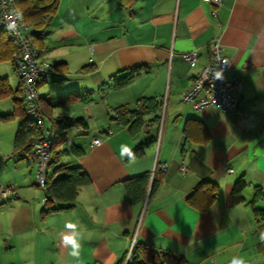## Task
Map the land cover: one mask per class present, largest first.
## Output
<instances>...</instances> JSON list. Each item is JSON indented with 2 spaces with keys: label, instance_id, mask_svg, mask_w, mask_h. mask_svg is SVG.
Returning <instances> with one entry per match:
<instances>
[{
  "label": "crops",
  "instance_id": "crops-1",
  "mask_svg": "<svg viewBox=\"0 0 264 264\" xmlns=\"http://www.w3.org/2000/svg\"><path fill=\"white\" fill-rule=\"evenodd\" d=\"M220 2L135 0L123 7L119 0H58L52 16L40 26L30 25L56 74L51 79L60 80L50 93L39 91L48 79L39 81L47 132L50 117L86 123L66 130L55 148L57 160L80 165L90 181L79 188L71 207L46 211L44 189L34 181L33 153L17 155L13 149L18 119L0 120V184L15 186L0 205V264H126L136 242H150L184 263L230 264L239 256L245 264H264L258 247L264 217L253 210L264 209V198L253 207L248 203L254 184L264 188V0ZM213 39L230 56L225 77H239V115L213 106L194 110L181 98L207 62ZM189 50L197 52L195 63L181 56ZM5 67L16 76L14 68L10 61L0 63V76L12 86ZM132 67L139 68L133 79L115 86ZM75 92L79 96L72 100L58 101ZM143 96L163 103L145 115L138 130L112 117L114 107L134 108ZM10 106L0 115L11 111L13 102ZM191 118L207 127L206 141L186 136ZM95 137L99 144L93 143ZM121 145L141 153L121 157ZM161 163L167 164L165 170ZM54 166L50 162L48 172ZM146 172L158 184L132 203L124 181ZM240 177L248 183L245 200L233 203ZM203 179L216 182L218 194L206 210H198L186 197ZM69 220L86 232L78 262L60 242Z\"/></svg>",
  "mask_w": 264,
  "mask_h": 264
},
{
  "label": "trees",
  "instance_id": "trees-1",
  "mask_svg": "<svg viewBox=\"0 0 264 264\" xmlns=\"http://www.w3.org/2000/svg\"><path fill=\"white\" fill-rule=\"evenodd\" d=\"M134 1L135 0H119V3L123 7H129ZM57 3L58 0H16V5L24 20L29 25L37 26H40L44 23V19L55 13ZM32 34H34V32H32ZM33 39L40 49V44L37 43L34 36ZM14 50V43L8 39L4 30L0 28V63L2 61H10L12 64ZM138 69V67H132L126 70L117 78L114 85L123 86L129 83ZM55 75L54 73L52 78H55ZM21 86L20 79L17 87L12 88L7 76H0V100L11 96L13 102L12 110L8 113L1 114L0 120L18 119V130L13 143V149L17 155L31 153L34 145L46 137L51 140L54 155H52V160L50 162L54 163L55 166L50 172L47 171L45 186L43 187L46 196V211L69 208L74 204L79 188L89 183L90 178L80 165L72 164L70 161L59 162L57 156L60 151L55 150V148L65 140L66 130L68 128L86 127V123L83 118L69 116L50 117L51 124L48 128L49 137L45 136V131L39 128L35 119L25 112ZM16 94L18 95L16 96ZM75 96H79V93H66L58 96V101H63L64 99L72 100ZM41 99L39 94L40 111L44 117L45 112L41 104ZM162 103V101L154 97L143 96L137 99L134 108L129 107L127 104L114 107V114L112 117L118 119L123 124H128L129 129L135 131L144 125L145 115L159 111L162 107ZM159 117L160 115L155 114L154 119L159 120ZM184 132L189 139L200 142H204L209 138L207 127L198 119H188L184 126ZM140 153L139 148L133 151L134 155ZM149 175L150 174L146 172L130 177L124 181L126 194L132 203L142 200L148 187L149 192H152L157 186L158 180L153 176L151 181H149ZM247 185V181L242 177L234 182L231 194L233 203H240L245 200L243 190ZM253 189V196L248 201L252 207L256 201L264 198V188H262L260 184H254ZM217 194V183L209 179H203L199 181L192 192L187 195L186 201L198 210H206L214 202ZM253 210L256 215L264 217V209L253 207ZM258 247L264 250V240L259 242ZM126 264L185 263L182 258L176 257L168 251L157 250L150 242H136L132 248L130 259Z\"/></svg>",
  "mask_w": 264,
  "mask_h": 264
},
{
  "label": "built area",
  "instance_id": "built-area-1",
  "mask_svg": "<svg viewBox=\"0 0 264 264\" xmlns=\"http://www.w3.org/2000/svg\"><path fill=\"white\" fill-rule=\"evenodd\" d=\"M214 4H220V0H208ZM14 25V27H9ZM0 26L8 39L14 43L15 50L12 55V65L15 73L21 81V94L24 101L25 112L33 117L37 125L46 131L44 117L40 111L38 82L41 79H51L54 71L48 59L36 45L30 25L24 20L16 5V0H0ZM209 58L200 70L195 74L192 84L181 93L183 101L190 103L194 110H200L207 106H213L224 113L239 115V96L237 94L240 80L237 75L225 77V72L230 66V56L225 53L224 46L219 39H213L208 43ZM183 60L195 63L196 50H189L181 54ZM217 70L223 72V79H216L214 73ZM94 144H99L100 139L95 137ZM36 159L34 174L35 184L44 187L48 165L52 160V142L47 137L36 143L32 149ZM160 169L165 170L166 163L160 164ZM182 171L185 169L181 166ZM14 184H0V205L4 203L14 191ZM130 247L126 263L131 253ZM201 264V263H185ZM217 264V263H213Z\"/></svg>",
  "mask_w": 264,
  "mask_h": 264
},
{
  "label": "clouds",
  "instance_id": "clouds-1",
  "mask_svg": "<svg viewBox=\"0 0 264 264\" xmlns=\"http://www.w3.org/2000/svg\"><path fill=\"white\" fill-rule=\"evenodd\" d=\"M14 27V25H9ZM216 79H223V72L217 70L214 73ZM120 156L132 158L134 156L132 149L127 145H121ZM61 244L68 249V255L72 258L73 262H78L81 255V249L83 247V241L87 238L86 232L81 230L78 221H66L63 225V230L59 233ZM264 239V235L261 237ZM230 264H245L244 260L239 256H234Z\"/></svg>",
  "mask_w": 264,
  "mask_h": 264
},
{
  "label": "rangeland",
  "instance_id": "rangeland-1",
  "mask_svg": "<svg viewBox=\"0 0 264 264\" xmlns=\"http://www.w3.org/2000/svg\"><path fill=\"white\" fill-rule=\"evenodd\" d=\"M7 63H5V65H6ZM10 69H7L6 67H5V69H4V72L5 71H8L9 72V77H10V82H11V84H12V86L15 88V87H17V83H18V81H17V75L15 76L14 74H13V72L10 70ZM16 74V73H15ZM60 80H58V79H54V80H52V79H48L47 80V82H46V84H44V86H43V88L40 90V88H39V91H45V90H47V89H49V93L50 92H52V91H54V89H56L55 87V84H57L58 82H59ZM18 94H16V96H17ZM45 97H46V94H43ZM12 104V99H11V96L10 97H7V98H4V99H1L0 100V111H2V112H6V111H8V109H9V107H11L10 105ZM49 127V126H48ZM44 135L45 136H47L48 135V132L47 131H45L44 132Z\"/></svg>",
  "mask_w": 264,
  "mask_h": 264
}]
</instances>
